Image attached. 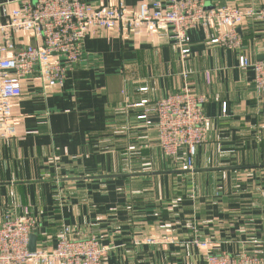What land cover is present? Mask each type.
<instances>
[{"label": "crops", "instance_id": "1", "mask_svg": "<svg viewBox=\"0 0 264 264\" xmlns=\"http://www.w3.org/2000/svg\"><path fill=\"white\" fill-rule=\"evenodd\" d=\"M205 3L264 9V0ZM240 32L241 48L226 49L196 26L183 57L171 33L86 37L82 60L49 94L24 79L12 102L19 136L0 138V221L34 216L36 250L54 246L63 225L95 236L102 264H205L206 251L264 256V93L252 68L239 67L241 55L251 63L264 57V15ZM185 85L205 96L208 118L190 162L184 148L165 156L156 117L137 118L144 108L134 106Z\"/></svg>", "mask_w": 264, "mask_h": 264}, {"label": "built area", "instance_id": "2", "mask_svg": "<svg viewBox=\"0 0 264 264\" xmlns=\"http://www.w3.org/2000/svg\"><path fill=\"white\" fill-rule=\"evenodd\" d=\"M205 1L140 0L135 6L122 0L98 6L86 0L2 2L8 20L0 25V138L19 136L12 102L22 94V81L35 80L49 94L82 60L86 37L114 35L137 40L157 32L171 33L183 57L190 51L188 32L192 28L202 26L212 45L237 50L243 40L240 29L247 19L264 15V9L255 11L242 4L207 7ZM21 37L28 41L21 43ZM239 67L252 68L255 90L263 94L264 57L251 63L241 55ZM205 101L204 95L185 85L164 98L151 103L142 99L134 106L144 108L137 118H146L147 113L156 117V138L165 156L175 158L184 148L190 162L195 147L207 136ZM37 225L35 217L27 213L0 221V264H102L105 247L99 240L75 235L67 225L61 227L54 246L31 253L29 236ZM262 232L264 236V218ZM197 246L207 250L208 242H197ZM204 257L205 264H264V256L257 253L206 251Z\"/></svg>", "mask_w": 264, "mask_h": 264}, {"label": "water", "instance_id": "3", "mask_svg": "<svg viewBox=\"0 0 264 264\" xmlns=\"http://www.w3.org/2000/svg\"><path fill=\"white\" fill-rule=\"evenodd\" d=\"M36 241H37V236L35 234H30L28 248L31 253L36 251Z\"/></svg>", "mask_w": 264, "mask_h": 264}, {"label": "rangeland", "instance_id": "4", "mask_svg": "<svg viewBox=\"0 0 264 264\" xmlns=\"http://www.w3.org/2000/svg\"><path fill=\"white\" fill-rule=\"evenodd\" d=\"M189 88V87H188ZM191 90V89H190ZM192 91V90H191ZM193 92V91H192Z\"/></svg>", "mask_w": 264, "mask_h": 264}]
</instances>
